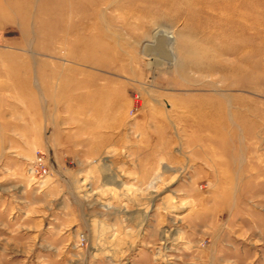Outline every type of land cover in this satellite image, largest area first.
I'll return each mask as SVG.
<instances>
[{"label": "rangeland", "instance_id": "1", "mask_svg": "<svg viewBox=\"0 0 264 264\" xmlns=\"http://www.w3.org/2000/svg\"><path fill=\"white\" fill-rule=\"evenodd\" d=\"M0 264H264V0H0Z\"/></svg>", "mask_w": 264, "mask_h": 264}, {"label": "bare ground", "instance_id": "2", "mask_svg": "<svg viewBox=\"0 0 264 264\" xmlns=\"http://www.w3.org/2000/svg\"><path fill=\"white\" fill-rule=\"evenodd\" d=\"M154 40H155L154 41V45H152V46L151 45L150 46L149 45L145 46V49L146 50L148 49L147 52L149 54L150 53H153V54H156V55L160 56L163 60L167 61L168 63L173 62L174 61V58L171 55L170 51L167 49V47H166L167 44H162V42H161L163 40L162 39V36L159 35V34H156ZM109 202L110 201H108L107 203H109Z\"/></svg>", "mask_w": 264, "mask_h": 264}, {"label": "built area", "instance_id": "3", "mask_svg": "<svg viewBox=\"0 0 264 264\" xmlns=\"http://www.w3.org/2000/svg\"><path fill=\"white\" fill-rule=\"evenodd\" d=\"M46 161L47 160L45 155H37L35 159L34 167H32V169H34L36 172L40 170L42 171V173L47 174L49 170V166L46 163Z\"/></svg>", "mask_w": 264, "mask_h": 264}]
</instances>
